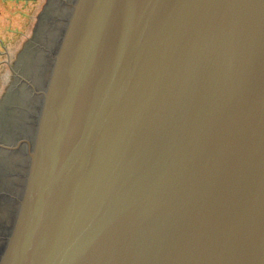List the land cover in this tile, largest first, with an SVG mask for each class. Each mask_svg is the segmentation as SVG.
Instances as JSON below:
<instances>
[{
  "label": "water",
  "instance_id": "obj_1",
  "mask_svg": "<svg viewBox=\"0 0 264 264\" xmlns=\"http://www.w3.org/2000/svg\"><path fill=\"white\" fill-rule=\"evenodd\" d=\"M15 93L0 264H264V0H46Z\"/></svg>",
  "mask_w": 264,
  "mask_h": 264
},
{
  "label": "rangeland",
  "instance_id": "obj_2",
  "mask_svg": "<svg viewBox=\"0 0 264 264\" xmlns=\"http://www.w3.org/2000/svg\"><path fill=\"white\" fill-rule=\"evenodd\" d=\"M46 0H0V69L12 45Z\"/></svg>",
  "mask_w": 264,
  "mask_h": 264
},
{
  "label": "flooded vegetation",
  "instance_id": "obj_3",
  "mask_svg": "<svg viewBox=\"0 0 264 264\" xmlns=\"http://www.w3.org/2000/svg\"><path fill=\"white\" fill-rule=\"evenodd\" d=\"M21 94H17L15 93L10 101L3 105L2 107H0V135L5 132L7 129V124L8 122L11 120L12 117V111L14 110L16 103L18 102L19 98H20ZM1 135V136H2Z\"/></svg>",
  "mask_w": 264,
  "mask_h": 264
}]
</instances>
